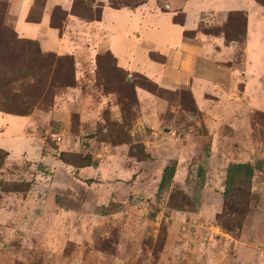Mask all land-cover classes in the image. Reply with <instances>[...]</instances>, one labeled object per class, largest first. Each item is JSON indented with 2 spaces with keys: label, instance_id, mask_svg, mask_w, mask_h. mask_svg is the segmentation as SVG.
I'll use <instances>...</instances> for the list:
<instances>
[{
  "label": "rangeland",
  "instance_id": "1",
  "mask_svg": "<svg viewBox=\"0 0 264 264\" xmlns=\"http://www.w3.org/2000/svg\"><path fill=\"white\" fill-rule=\"evenodd\" d=\"M120 1L183 19L185 0ZM250 1L249 20L205 13L182 32L201 49L192 58L158 55L155 20H143L138 41L116 38L119 67L89 30L66 35L65 53L41 52L0 0V116L30 121L0 123V264H264V0ZM97 7L71 0L70 15L88 22ZM56 9L49 26L64 35ZM219 34L232 51L211 55L205 39ZM155 64L169 71L165 87ZM243 163L249 190L236 182L224 195L227 167ZM164 168L173 173L157 192Z\"/></svg>",
  "mask_w": 264,
  "mask_h": 264
},
{
  "label": "crops",
  "instance_id": "2",
  "mask_svg": "<svg viewBox=\"0 0 264 264\" xmlns=\"http://www.w3.org/2000/svg\"><path fill=\"white\" fill-rule=\"evenodd\" d=\"M94 1L95 4H98L99 6V20L94 22H83L71 16V0H43L39 21L37 22L27 21V16L33 8L34 0H6V11L7 16L13 19L11 22V28L17 37L35 42L41 52H62L64 50L65 53L72 49V45H67L68 42L66 35H69L71 32L81 34H84L85 32L87 34L86 31L89 30L91 31V36L94 35L92 40H97L98 38H101L100 36L103 37L102 40H100V43L103 46H106L108 53L118 65V58L123 55V53L118 51L116 38L120 37L128 40V36H135L134 39L138 41V33H141L145 26L143 20H146L147 18L155 20V32L163 37L160 38L155 33V52L162 57L169 58L170 61L171 54L174 53L175 49H183L185 52L190 54L186 56H191V58L196 57L198 52H200L201 49H197L189 44L183 43L181 40V33L193 31L196 25L195 22L201 21V17H203L205 13H209L206 14V16H210L211 12H215L223 17H226L231 13H239L248 20L249 18L259 14L258 7L250 0H199V2L196 3H193V0H185L180 9L183 14V19L181 24L178 25L172 22L174 11L171 6H167L168 9L164 10V12L155 7L154 13L149 3L135 6L133 9L126 7L111 9L108 7V2L111 0ZM55 7L63 11L65 15L64 25L66 31L64 32V35L63 33L59 34L56 29L49 26V13ZM109 15L114 16V20L117 22L116 27L114 26L115 21L112 23L109 20L105 21V17L106 19H109ZM121 17L124 18V24L126 25L130 22L135 23L137 25V33L131 32L129 34V31H126L127 27L122 26L118 22V19ZM153 20H146L147 25H149ZM151 27L152 28L150 29H154L153 26ZM117 29L121 30V32ZM174 33L177 39L175 41L177 42L173 41V38L175 37ZM205 40L206 43L204 45L207 46L206 51L209 54H228L232 51V45L225 44L227 42H225L222 34L209 37ZM226 45H228V47ZM146 53L148 52L146 51L143 56L147 58ZM127 58H129V56ZM120 66L121 65H119V67ZM148 68H150V65H148ZM166 68V66L155 64L154 78H160L164 74L168 73L169 71ZM135 69L143 71L141 67L139 68L138 66H135ZM160 81L162 83L160 85L165 87L163 83H167L166 80L160 78ZM29 122V118L26 117L20 118L9 115L0 116V123L7 127L5 130H12V128L20 127L19 131H22V124L25 126L28 125ZM15 132L16 131H9L10 134ZM182 214L184 215V213ZM177 216L179 217V214H177Z\"/></svg>",
  "mask_w": 264,
  "mask_h": 264
},
{
  "label": "trees",
  "instance_id": "3",
  "mask_svg": "<svg viewBox=\"0 0 264 264\" xmlns=\"http://www.w3.org/2000/svg\"><path fill=\"white\" fill-rule=\"evenodd\" d=\"M108 7L111 9H119L122 7H126V8H130L131 6L127 5L126 3H121L120 0H111L108 2ZM57 11L59 9H56ZM31 13H29V15L27 16V21L29 22H36L37 19H32L30 16ZM78 17H82V15L80 14H74ZM39 16V15H38ZM30 19V20H28ZM88 22H92V21H98L99 20V8L97 7L96 10V14L95 15H90L89 17H87L86 19ZM174 24H180L179 22H174ZM52 25L54 26V24L52 23ZM51 25V28H53V26ZM56 28V26H54V29ZM185 33V32H183ZM36 45V44H35ZM155 87V86H154ZM6 157V152L0 150V162H2ZM252 172H253V168L247 164V163H243V164H232L229 165L226 169V173H225V179H224V185H225V189L223 191V194L226 195L228 193H230L232 191V186L234 183H238L242 186H245L247 191L249 190L248 185H249V181L250 178L252 176ZM173 173V168H164L163 173L161 175L160 181L157 185V192L162 190V188L164 187V185L166 183L169 182V180L171 179Z\"/></svg>",
  "mask_w": 264,
  "mask_h": 264
},
{
  "label": "built area",
  "instance_id": "4",
  "mask_svg": "<svg viewBox=\"0 0 264 264\" xmlns=\"http://www.w3.org/2000/svg\"><path fill=\"white\" fill-rule=\"evenodd\" d=\"M55 139H56L57 142L60 140L59 137H55Z\"/></svg>",
  "mask_w": 264,
  "mask_h": 264
}]
</instances>
